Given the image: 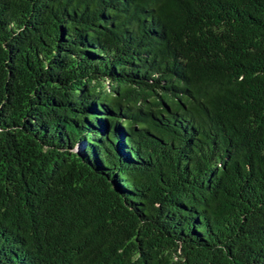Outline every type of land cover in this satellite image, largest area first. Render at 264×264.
Wrapping results in <instances>:
<instances>
[{"label": "trees", "instance_id": "obj_1", "mask_svg": "<svg viewBox=\"0 0 264 264\" xmlns=\"http://www.w3.org/2000/svg\"><path fill=\"white\" fill-rule=\"evenodd\" d=\"M0 264H264V0H0Z\"/></svg>", "mask_w": 264, "mask_h": 264}]
</instances>
